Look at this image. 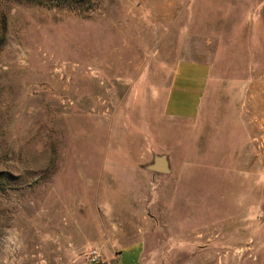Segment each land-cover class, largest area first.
<instances>
[{"label":"rangeland","instance_id":"rangeland-1","mask_svg":"<svg viewBox=\"0 0 264 264\" xmlns=\"http://www.w3.org/2000/svg\"><path fill=\"white\" fill-rule=\"evenodd\" d=\"M181 61L210 67L190 121L163 113ZM136 242L264 264V0H0V264Z\"/></svg>","mask_w":264,"mask_h":264},{"label":"crops","instance_id":"crops-1","mask_svg":"<svg viewBox=\"0 0 264 264\" xmlns=\"http://www.w3.org/2000/svg\"><path fill=\"white\" fill-rule=\"evenodd\" d=\"M209 74L210 67L206 63L178 62L164 96V115L175 120H194L199 113ZM92 249L94 248L88 250L87 255ZM141 256L142 245L136 242L116 253L113 251L103 256L100 254V264H140Z\"/></svg>","mask_w":264,"mask_h":264},{"label":"water","instance_id":"water-1","mask_svg":"<svg viewBox=\"0 0 264 264\" xmlns=\"http://www.w3.org/2000/svg\"><path fill=\"white\" fill-rule=\"evenodd\" d=\"M143 169L152 173L168 175L171 172L169 161L166 155L154 154L151 161L143 166Z\"/></svg>","mask_w":264,"mask_h":264},{"label":"built area","instance_id":"built-area-1","mask_svg":"<svg viewBox=\"0 0 264 264\" xmlns=\"http://www.w3.org/2000/svg\"><path fill=\"white\" fill-rule=\"evenodd\" d=\"M87 258L90 264H100L101 262L100 253L96 249L89 251Z\"/></svg>","mask_w":264,"mask_h":264}]
</instances>
